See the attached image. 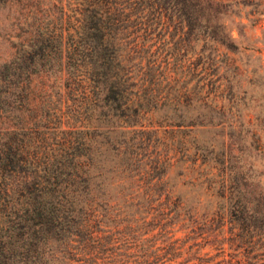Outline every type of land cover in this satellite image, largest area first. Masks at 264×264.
<instances>
[{
    "label": "rangeland",
    "instance_id": "rangeland-1",
    "mask_svg": "<svg viewBox=\"0 0 264 264\" xmlns=\"http://www.w3.org/2000/svg\"><path fill=\"white\" fill-rule=\"evenodd\" d=\"M220 1L227 5L216 7L220 18L212 23L217 30L219 21L231 29L239 44L235 51L204 42L210 26L182 35L179 27H140L132 16L123 21L133 25L116 35L133 49L126 65L136 70L131 87L139 88L142 102L138 111H124L127 117L101 97L96 108L76 111L78 85L64 65L66 52L57 51L60 32L63 46L70 45L75 0H0V67L21 63L20 77L26 81L24 105L18 110L11 103L8 121L22 125L25 156L41 163L30 165V171L74 159L73 142L83 153L91 136L93 173L102 172L108 183L127 177L118 188L131 191L147 167V181L168 177L158 190L179 193L199 206L202 216L217 198L208 197L202 182L208 171L199 162L229 156L235 166L233 200L248 201L253 219L226 232L224 257L231 264H242L240 257L243 264H264V0ZM42 41L44 52L22 59L31 43ZM220 80L225 85L216 90ZM221 96L222 111H212L213 100ZM249 183L254 184L243 190Z\"/></svg>",
    "mask_w": 264,
    "mask_h": 264
},
{
    "label": "trees",
    "instance_id": "trees-1",
    "mask_svg": "<svg viewBox=\"0 0 264 264\" xmlns=\"http://www.w3.org/2000/svg\"><path fill=\"white\" fill-rule=\"evenodd\" d=\"M224 4L220 0H75L70 45L63 46L60 32L57 51L60 55L66 52L64 65L78 85L76 111L96 108L98 97L105 104L115 103L122 112H136L142 105L139 88L131 87L136 70L126 65L133 49L123 36L116 35L133 25L125 26L123 21L132 16L140 27L153 23L179 27L182 35L210 26L202 40L235 51L239 44L231 29L219 21L217 30L212 23L220 18L216 7ZM43 42L39 46L31 43L22 59L39 49L44 52L47 43L44 46ZM20 68L21 63L0 67V264L232 263L224 257L225 234L232 228L243 229L253 218L248 216V201L238 204L233 200L235 166L229 156L199 162L208 171L202 180L205 191L208 197L217 198L214 205L205 207L204 216L199 206L189 204L172 189L158 190L163 181L168 183V177L147 181V167L131 191L118 188L127 177H115L108 183L102 172L93 173L91 136L86 152L73 142L74 159L51 161L50 166L56 168L30 171V165L41 163L25 156L22 125L8 121L11 103L18 110L24 105L26 81L20 77ZM202 82L207 83L205 78ZM224 85L220 80L216 90ZM213 101L210 109L222 111L223 97ZM125 161L127 166L129 159ZM253 184L242 185L243 190ZM240 258L237 261L243 264Z\"/></svg>",
    "mask_w": 264,
    "mask_h": 264
}]
</instances>
